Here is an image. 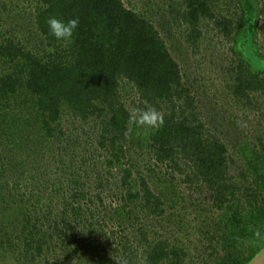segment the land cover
<instances>
[{"label":"trees","instance_id":"trees-1","mask_svg":"<svg viewBox=\"0 0 264 264\" xmlns=\"http://www.w3.org/2000/svg\"><path fill=\"white\" fill-rule=\"evenodd\" d=\"M160 1H149L140 12L125 0L1 1L0 264H186V249L170 242L179 238V230L183 240H198L197 259L190 264H248L264 248V141L250 137L260 142L257 150L233 115L229 125L235 135L219 131L218 91L206 86L203 76L192 78L172 54L179 41L196 50L205 38L202 22H211L232 55L220 72L226 90L237 108L260 110L264 7L258 0ZM21 3L29 9L18 11L16 21L10 14ZM49 16L79 17L70 46L48 34ZM148 109H155L163 123L132 121L134 113ZM67 117L93 124L90 149L101 151L109 175L119 172L112 195L124 206L108 209L100 194L95 198L102 209L88 208L95 206L84 182L89 173L77 169L76 147L62 140ZM239 136L246 140L239 143ZM31 137L57 143L31 147ZM18 162L25 174L13 171ZM162 167L185 172L190 182L206 188L208 203L199 211L205 216L197 215L198 223L174 221L179 229L170 240L151 233V225L140 227L134 239L145 248L139 255L123 237L125 224L158 216L164 229V199L175 189L166 185L165 194L158 185L153 170ZM248 176L252 184L239 186L236 177L247 181ZM47 191L64 206L60 215L52 195H42L49 204L36 203ZM130 203L136 209L126 211ZM110 222L117 232L107 230Z\"/></svg>","mask_w":264,"mask_h":264},{"label":"rangeland","instance_id":"rangeland-1","mask_svg":"<svg viewBox=\"0 0 264 264\" xmlns=\"http://www.w3.org/2000/svg\"><path fill=\"white\" fill-rule=\"evenodd\" d=\"M1 1L2 0H0V3H2ZM149 1L150 2L156 1L159 4H161L160 0H125L126 4L129 7H132L136 11H139V12L146 11L145 5ZM258 1H259L258 3L259 7L263 8L264 0H258ZM22 8L29 9L28 3L19 4L16 8H13L12 14H10L11 16H13V18L16 21H18L17 13L18 11L22 12ZM25 11L30 12L26 9ZM202 23H203V28H204L203 32H204L205 38L203 39V42L199 44V47L197 48L199 50L197 49H196L197 51L194 50L186 41H179L178 44L177 42L174 43L175 46H173V49L176 47V50L175 51L172 50V54L174 55L175 59H177L181 63V66L183 67V69L189 68L193 72L192 78L196 77V78L202 79V76H203L205 79L204 84L208 86L212 91H216V90L218 91L219 98H217V102L219 106L217 110L219 111L218 118L221 120V124H222V129H220L219 131L224 132L226 135L233 134V132H235L233 131L234 129H232L229 125L230 116L233 115L234 119L239 125L238 126L239 129H241V131L243 130L245 132V135L249 137V139L247 140L251 142V139H252L254 144L257 145V150H260L262 146H260V142L257 140V138L254 136L252 138L250 137L253 134L260 135L263 139L262 141H264V98L258 101V106L260 110L254 108V111L251 112L250 110L246 111L244 110V108L242 109L241 107L237 108V106L235 105L233 96H231L230 92L227 91L225 88L226 87L225 81L220 78V76H222L220 72L223 69L224 70L226 69V66L228 65L232 57L231 52L229 50V44L227 43L225 38L220 36L218 32L213 28V24L211 22L203 21ZM259 24L260 26L264 24V18L260 19ZM259 38H260V42L262 43L261 44L263 47L262 49L264 50V34L261 33ZM169 47L171 46L169 45ZM198 80L200 81V79ZM66 119L67 120H65L64 122V126L66 129V135L62 138V140L66 141L67 144L72 143L70 144L71 145L70 148L76 147L75 152L77 153V156H76L77 169L82 170V171H88L89 173V175L86 177V180H84V182L86 183V188L90 189L91 198L92 200H95V206H93L92 204H91L92 206H89L88 204V208H90V211L91 210L94 211V209H96L95 211L102 209L98 205L99 203L98 199L95 198L96 196L100 194L103 196V201L105 203V206L108 207V209H109V206L112 209L124 206L125 205L124 202L117 200V198L112 195L115 191V186L116 185L119 186V184L116 182L119 172L117 170H113L112 174L109 175L107 173V168L102 164V157L99 155L101 151L95 152L90 149L88 140L91 141L92 138L95 139V136L92 134L93 124L92 123L82 124L78 121L71 120L70 117H67ZM2 120L5 121L3 118ZM256 131H258L257 134H256ZM225 134L221 136L223 142H227L228 140ZM223 137H226V138L224 139ZM84 138L86 141L84 143L85 145L83 146L81 142ZM245 140L246 139H243L242 136L238 137L239 143H243ZM27 141H28V145L31 147H32V144L46 146V145H49V143L52 145H55L54 143H57L55 141H51L49 143L47 141L44 143H40L37 140V138H33V137H31ZM66 142H64L63 144H65ZM52 145H49V146H52ZM132 151L140 152L138 148L135 149L134 147ZM96 163H97V167L95 170ZM142 165L143 167L147 166L145 162ZM143 167L141 168L142 171L145 169ZM166 169L167 168L162 167V171L160 172L158 168L157 169L154 168L153 170V171H158V178L160 180L158 181L159 183L158 182L157 183L159 186L164 188V186L166 185H172L175 189L174 193L172 194H169L168 192L166 199H164L165 206L163 208H165V211H166L165 212L166 219H163L164 229H162L160 227V224L157 222V220L162 221V219L159 218L158 216H157L158 219L156 218V220L153 219V216H148L146 218L141 217L139 222H135L134 220L131 219L125 224L126 231L124 232L123 237L125 239H126L125 236L128 237V240L130 241L129 242L130 247H133L134 249H136L139 255L143 253L144 248H145V245H140L138 241L134 239V237L138 233L137 230L140 227H143L144 225H146L147 227H150L151 225L150 227L151 233L153 232L160 233L163 236H165V238L167 237L170 240L171 237L174 234H176L179 229V226L174 221H178L182 219L184 220L183 222L186 223V220L190 219L192 221L196 220V223H198L197 220L201 221V217L197 215L205 216L203 212H199V211L202 205H206L208 203L207 200H203L205 199V195L207 194L206 188L203 187L202 185L199 188L197 184L190 182L186 178L185 172L183 174L171 168H169L168 170ZM13 171L17 174L21 172H24L25 174V169L24 167H22V165L19 162L13 166ZM55 171H56V167H54L52 172H55ZM247 172L249 173V171ZM248 175L250 176V173ZM249 176H248L249 179L247 181L243 177H241L240 179L239 177H236V180L238 182H242V184H239V186L249 187L253 181L252 177H249ZM65 177H67L66 184H65L66 187L72 188L73 186L69 187V185H71L70 178L68 176H65ZM24 179L27 180L28 177H25ZM28 187H30V190L27 193H30L29 196H32L33 192L31 191V189L33 187L31 185H28ZM165 189L167 188H164V192L166 194L167 192ZM40 195L42 197L41 200L39 202H37L36 198L35 200L37 204L40 203L41 205L44 202L46 204H49L46 201L43 202L44 198L42 195L46 196V198L48 195L49 197H51V195L53 196V194H51L49 191H47L45 194H39V196ZM50 200L51 201L53 200V204L57 208V213L58 215H60L62 208H64V206L59 204L61 201L58 199V196L56 197L54 195L53 199L50 198ZM64 204L67 205L66 202H64ZM82 204L84 205L85 203L82 202ZM136 205L137 204L133 205V203H130L126 211L136 209ZM107 214H108L107 210H104V212L100 213V217H102V215H104L103 218L107 217ZM89 216H90V213L87 212V217ZM171 216L174 218L171 219ZM128 217L129 216H127V218ZM58 219H59L58 222L63 221L61 216ZM112 224L110 222V226L109 228H107V230L110 228L111 229L114 228ZM114 229L116 230L115 232L119 230L117 228H114ZM122 233L123 232L120 231V233H118L119 235L118 237H121ZM177 236L179 238L177 237L173 238L171 239L170 242L176 243L179 246L183 245V247L188 252L186 264H190L194 260V258L197 259L194 247H195V244L198 242V240L195 239V237L193 238V241L191 240L189 241L187 239L183 240L184 238H181V236L183 237L184 234H182L180 230L177 233ZM201 249L204 250V247H201Z\"/></svg>","mask_w":264,"mask_h":264},{"label":"clouds","instance_id":"clouds-1","mask_svg":"<svg viewBox=\"0 0 264 264\" xmlns=\"http://www.w3.org/2000/svg\"><path fill=\"white\" fill-rule=\"evenodd\" d=\"M46 26L48 34L64 47H68L73 43L74 34L79 27V17L64 20L56 16L46 18ZM132 121L139 125L156 127L163 123L162 116L155 109H148L133 114Z\"/></svg>","mask_w":264,"mask_h":264},{"label":"water","instance_id":"water-1","mask_svg":"<svg viewBox=\"0 0 264 264\" xmlns=\"http://www.w3.org/2000/svg\"><path fill=\"white\" fill-rule=\"evenodd\" d=\"M248 264H264V248L261 252Z\"/></svg>","mask_w":264,"mask_h":264}]
</instances>
